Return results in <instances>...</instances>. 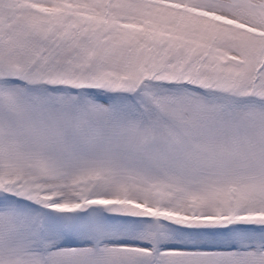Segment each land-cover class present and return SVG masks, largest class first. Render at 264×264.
Segmentation results:
<instances>
[{
	"label": "snow or ice",
	"instance_id": "snow-or-ice-1",
	"mask_svg": "<svg viewBox=\"0 0 264 264\" xmlns=\"http://www.w3.org/2000/svg\"><path fill=\"white\" fill-rule=\"evenodd\" d=\"M0 264H264V0H0Z\"/></svg>",
	"mask_w": 264,
	"mask_h": 264
}]
</instances>
